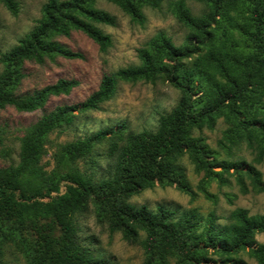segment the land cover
Returning a JSON list of instances; mask_svg holds the SVG:
<instances>
[{
	"label": "trees",
	"instance_id": "obj_1",
	"mask_svg": "<svg viewBox=\"0 0 264 264\" xmlns=\"http://www.w3.org/2000/svg\"><path fill=\"white\" fill-rule=\"evenodd\" d=\"M97 1H46L37 25L0 55V111L7 107L33 111L79 85L76 79L59 78L33 93H17L27 61L83 58L62 41L73 32L84 34L100 52L111 47V37L100 26L114 27L118 21L99 9ZM104 1L143 25V9H158L167 0ZM197 1L208 8L201 16L193 15L185 0L170 2L177 21L191 30L186 45L176 46L158 33L137 50L139 65L104 73L97 89L83 102L56 106L19 138L18 164L0 168V264H10L6 258L10 243L16 244L26 264H111L96 259L78 236L75 216L85 213L89 202L98 220L106 219L111 233L120 232L125 241L143 248L144 264H167L170 257H178L182 264H208L213 261L210 252L220 257L218 264H245L234 257L239 252L264 264V244L254 238L264 233V214L249 215L246 209H237L230 224L217 226L211 213L202 227L194 209L177 216L162 206L153 211L128 201L156 183L190 191L180 163L184 155L208 177L231 171L246 193L245 174L253 190L264 192L261 173L254 166L217 160L204 139L193 136L194 130L211 129L224 117L235 124L234 131L243 133L250 147L258 136V160L263 158L264 0ZM0 3L9 12H17L16 0ZM160 76L181 96L169 112L159 116L156 130L124 135L123 124L99 129L60 145L52 154L53 167L44 168L41 160L50 132L71 125L77 113L98 110L113 97L119 82L155 81ZM4 134L0 126V145ZM225 139L230 145L235 143L233 133L226 132ZM104 141H109L112 162L107 175L96 180L81 171L78 162L88 159ZM62 182L65 190L60 193ZM37 218L48 221L38 227ZM29 225L40 233L38 243L30 246L20 232ZM53 225L59 228L58 237L51 234Z\"/></svg>",
	"mask_w": 264,
	"mask_h": 264
},
{
	"label": "rangeland",
	"instance_id": "obj_2",
	"mask_svg": "<svg viewBox=\"0 0 264 264\" xmlns=\"http://www.w3.org/2000/svg\"><path fill=\"white\" fill-rule=\"evenodd\" d=\"M16 13L9 12L0 3V55L9 51L23 39L41 18L42 7L47 0H16ZM195 16H201L208 8L197 0H185ZM171 0L165 1L160 8H144L146 17L143 25L135 23L117 6L104 0H98L96 6L117 18V25L100 26L101 30L111 37L112 45L106 52H100L97 45L79 32H73L62 41L72 50L83 55L82 59H65L57 57L39 63L34 60L24 64V78L18 88V94L33 93L42 87L54 83L59 78L76 79L79 85L68 94L51 97L42 107L33 111H17L7 107L0 111V126L4 129L3 144L0 145V168L14 167L19 162V138L45 113L63 104H79L95 91L104 73L113 72L128 66H137L140 61L137 50L143 47L158 33L171 38L176 46L186 45L191 30L178 22L172 14ZM3 65L0 63V73ZM181 93L170 85L164 77L155 81L119 82L111 99L102 103L98 110L77 113L72 124L61 126L50 132L45 141L46 155L41 163L46 170L53 167L52 154L62 144L81 138L105 127L125 125L124 135L139 133L143 130L154 131L161 114L169 112L177 103ZM264 102V97H263ZM234 123L224 117L216 120L213 128L206 127L193 131V136L201 137L213 152L217 160L244 161L254 166L264 181V156L258 160V136H254L252 147L240 131H234ZM233 133L235 143L230 145L225 133ZM235 132V133H234ZM109 141H104L93 148L91 156L80 160L81 171L100 179L107 175L112 162L109 157ZM185 168L190 191L175 184L156 183L142 190L128 200L135 206H146L156 210L158 206L168 208L181 215L182 212L194 209L201 217L203 227L209 214L216 217L217 226L231 223L230 216L237 209H246L249 215L264 214V192L252 189L250 179L244 174L242 180L248 187L243 193L236 174L222 172L217 176H206L204 171H197L188 155L180 159ZM214 171H220L216 168ZM45 189L43 188L42 191ZM65 190V183L60 184V193ZM55 195V193H53ZM33 200V199H32ZM44 201L47 198L43 199ZM78 225V236L83 245L88 247L96 259L111 264H144L146 255L143 248L130 244L122 238L120 232L111 233L106 219L98 220L92 202L88 203L85 213L75 216ZM48 220L37 218V226ZM21 235L27 245L37 244L40 233L37 228L24 226ZM51 234L60 235L59 228L53 225ZM144 235L141 234V238ZM255 240L264 244V233L254 235ZM6 258L10 264H26L16 244H9ZM213 259L208 264H218L220 257L209 253ZM234 257L241 258L245 264H257L246 252H239ZM167 264H182L178 257H170Z\"/></svg>",
	"mask_w": 264,
	"mask_h": 264
}]
</instances>
